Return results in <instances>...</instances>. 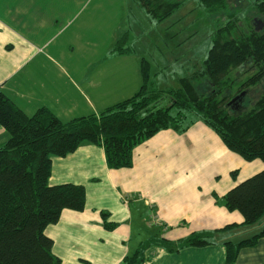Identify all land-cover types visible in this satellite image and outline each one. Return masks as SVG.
Segmentation results:
<instances>
[{
    "label": "crops",
    "instance_id": "obj_1",
    "mask_svg": "<svg viewBox=\"0 0 264 264\" xmlns=\"http://www.w3.org/2000/svg\"><path fill=\"white\" fill-rule=\"evenodd\" d=\"M86 2L0 0V89L27 114L44 106L67 121L98 114L139 89L140 64L128 60L130 53L116 55L111 49L109 60L91 54L77 62L57 42L68 24L73 22L70 29L76 31V17ZM8 137L0 124V144ZM263 166L258 158L248 161L230 150L201 121L183 132L161 130L141 142L133 149L130 167L109 168L103 146L83 142L66 156L52 158L49 182L82 184L85 206L80 211L63 209L45 234L61 264H120L140 242L154 236L176 241L193 232L216 231L214 243L203 246L170 252L152 245L142 264H219L225 257L224 239L238 241L264 227L260 222L258 228L253 224L217 231L243 221L238 210L225 207L222 196ZM206 184L211 189L201 190ZM103 211L116 223L114 228L105 227ZM236 264H264V237L242 248Z\"/></svg>",
    "mask_w": 264,
    "mask_h": 264
},
{
    "label": "trees",
    "instance_id": "obj_2",
    "mask_svg": "<svg viewBox=\"0 0 264 264\" xmlns=\"http://www.w3.org/2000/svg\"><path fill=\"white\" fill-rule=\"evenodd\" d=\"M134 1L156 22L165 20L183 3V0ZM199 1L209 14L224 12L226 17L217 21L220 24L211 35L202 69L180 77L177 87L157 88L151 79L150 63L142 58L141 84L134 94L98 114L80 115L67 121L44 106L27 114L0 89V124L9 136L0 144V264H61L52 252L53 241L45 234V228L58 220L63 209L82 210L86 192L82 184H50L52 158L66 156L83 142L102 145L109 168L130 167L133 149L141 142L161 130L183 132L192 123L201 121L245 160L261 158L264 162V90L247 106L244 96L235 111L224 104V97L232 95L236 84L230 77L232 70L246 63L257 66L254 73L239 83L234 94L246 92L249 85H256L263 77L264 31L252 27L240 33L233 19L236 15L227 12V0ZM259 8L264 13V0ZM126 38L127 34H122L117 39L112 53L133 51L124 46ZM202 80L211 89L214 87L211 94L198 91L197 82ZM219 93L224 97H218ZM164 94L168 99L160 98ZM222 202L226 208L238 210L243 221L217 231L257 223L264 216V168L230 188L222 196ZM108 217L109 213L103 211L105 227L114 228L116 223L108 221ZM214 232H193L176 241L154 236L140 242L120 264H142L145 251L152 245L173 252L214 243L211 239ZM261 237L264 227L238 241L224 239L225 257L219 264H236L239 251L254 246Z\"/></svg>",
    "mask_w": 264,
    "mask_h": 264
},
{
    "label": "rangeland",
    "instance_id": "obj_3",
    "mask_svg": "<svg viewBox=\"0 0 264 264\" xmlns=\"http://www.w3.org/2000/svg\"><path fill=\"white\" fill-rule=\"evenodd\" d=\"M227 1L229 3L227 12L229 15H236L233 19L240 33L252 27L256 28L255 19L264 22V13L259 8L262 0ZM79 12L80 15L76 17V31L70 29L74 26L72 22L67 25L70 28L64 31L59 39L56 37L52 39V41L58 39V43L59 41L63 43L66 56H70L77 62L84 61L91 54L95 59L109 60L107 59L109 50L112 49L121 33L127 34L124 46L133 50L127 57L128 60H137L138 67L143 57L148 60L151 79L160 89L177 87L180 77L189 76L194 70L202 69L203 59L211 45V35L220 24L217 21L226 17L224 12L209 14L203 9L199 0H183L176 11L160 22L151 19L134 0H87L86 5L81 6ZM257 30L264 31V25ZM256 69L257 66L253 63H246L241 68L230 72V77L236 84L232 89V95L230 94L228 98H225L223 93H219L218 97H224V104L240 94L241 91L234 94L239 88V83ZM197 89L211 94L214 87L211 89L202 80V83L197 82ZM243 89L244 87L240 90ZM246 90L244 106L254 101L264 90V75L256 85H249ZM160 98L168 99V95L164 94ZM228 107L231 111L236 110V107L232 105ZM53 113L56 115L55 112ZM258 159L263 162L261 158ZM243 171L244 169H240L237 173L242 176ZM234 173L232 172V175ZM246 178L248 176L235 185ZM204 187L211 189L209 184L202 186L201 190ZM124 199L127 203L130 201L127 197ZM260 222L264 223V216L254 226L258 228L257 224ZM237 232L240 233V230Z\"/></svg>",
    "mask_w": 264,
    "mask_h": 264
},
{
    "label": "water",
    "instance_id": "obj_4",
    "mask_svg": "<svg viewBox=\"0 0 264 264\" xmlns=\"http://www.w3.org/2000/svg\"><path fill=\"white\" fill-rule=\"evenodd\" d=\"M258 22V21H257ZM262 25H264V22H262ZM244 95V91L241 92L240 94L234 96L232 99H230V101L227 103L228 105L233 103V102H238V104L240 105L242 102V96Z\"/></svg>",
    "mask_w": 264,
    "mask_h": 264
},
{
    "label": "flooded vegetation",
    "instance_id": "obj_5",
    "mask_svg": "<svg viewBox=\"0 0 264 264\" xmlns=\"http://www.w3.org/2000/svg\"><path fill=\"white\" fill-rule=\"evenodd\" d=\"M254 22H256V29H260V28L263 27L262 22L260 20L255 19ZM244 96H245V91H244V95L242 97H244ZM231 105L236 107V108L239 106L238 102H233V103L230 104V106Z\"/></svg>",
    "mask_w": 264,
    "mask_h": 264
}]
</instances>
